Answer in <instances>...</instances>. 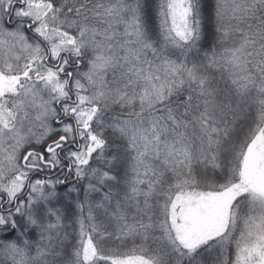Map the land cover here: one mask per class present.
<instances>
[{"label":"snow or ice","instance_id":"snow-or-ice-1","mask_svg":"<svg viewBox=\"0 0 264 264\" xmlns=\"http://www.w3.org/2000/svg\"><path fill=\"white\" fill-rule=\"evenodd\" d=\"M0 264H264V0H0Z\"/></svg>","mask_w":264,"mask_h":264}]
</instances>
